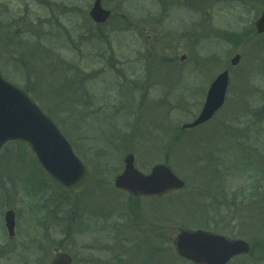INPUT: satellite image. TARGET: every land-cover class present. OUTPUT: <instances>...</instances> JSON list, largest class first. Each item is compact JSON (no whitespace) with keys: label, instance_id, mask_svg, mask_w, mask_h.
Instances as JSON below:
<instances>
[{"label":"rangeland","instance_id":"rangeland-1","mask_svg":"<svg viewBox=\"0 0 264 264\" xmlns=\"http://www.w3.org/2000/svg\"><path fill=\"white\" fill-rule=\"evenodd\" d=\"M200 1L102 0L113 16L96 25L94 0H0V72L55 120L96 176L72 194L27 144L7 143L0 151V264H49L55 247L74 264H103L108 256L112 263L193 264L173 246L182 229L245 239L251 254L231 264H264V36H249L264 0ZM40 44L43 57L54 52L61 68L72 66L61 70L64 80L76 76L72 98L48 92L49 72L30 56ZM225 69L224 107L202 127L183 130ZM39 72L47 83L35 89ZM201 138L195 166L187 145ZM129 152L144 173L169 165L185 188L138 198L117 190L113 180ZM9 209L18 220L14 238L4 223ZM103 246L108 253L98 251ZM153 247L163 249L158 258Z\"/></svg>","mask_w":264,"mask_h":264},{"label":"water","instance_id":"water-1","mask_svg":"<svg viewBox=\"0 0 264 264\" xmlns=\"http://www.w3.org/2000/svg\"><path fill=\"white\" fill-rule=\"evenodd\" d=\"M97 24L105 23L112 11L95 0L89 12ZM258 33H264V11L256 21ZM185 56H183V59ZM241 59L235 55L231 63ZM229 86V72H221L211 83L204 105L198 116L183 124V129L195 128L211 120L223 106ZM27 142L47 173L73 193L82 192L94 176L87 165L77 156L71 143L63 135L52 117L44 113L29 94L6 79L0 72V150L9 141ZM115 186L135 196L162 195L185 186L171 167L160 163L149 173L140 171L135 156L129 153L124 158V169L114 179ZM10 236L15 234L16 214H5ZM177 253L197 264H226L232 257L247 253L250 245L243 239H229L207 230L183 229L175 240ZM51 264H72V258L58 252Z\"/></svg>","mask_w":264,"mask_h":264},{"label":"trees","instance_id":"trees-1","mask_svg":"<svg viewBox=\"0 0 264 264\" xmlns=\"http://www.w3.org/2000/svg\"><path fill=\"white\" fill-rule=\"evenodd\" d=\"M41 48H42V45L41 44L39 46L35 47L34 50L32 52H30V56H31V58H32L33 61L36 62V60H38L37 63H39V64H38L37 68L38 67H42V66H44V67L46 66V68L44 70H48L49 77L52 79V83H53V84H50L49 83V85L47 84V90H48V92H51L52 95L55 96V97H57L58 99L61 98L60 95H64V94L66 95L65 97H69V99L72 98L73 96H75L78 93V90H79L78 82L76 81V76H69V79L68 78H65V80H64V78L62 76L63 74H61V70L62 71H65V70H68L70 68L72 69V66L71 65L70 66H67L65 69L61 68L60 66H62L63 64H62V62L59 63V60L61 58L59 56L57 57L58 54L52 52V53H49V54L47 53L48 55L43 57V55H41L38 52V50H40ZM42 62H44V63L47 62V63H45V65H44ZM32 67H30V69H25L26 70L25 72L27 73V75L28 74L30 75V71L33 69ZM44 67H42V68H44ZM39 74H40V72H39ZM57 78H59V84H56L55 85L53 81H54V79H57ZM46 79H47L46 74L36 75L35 78H34V84H35V86L33 88L36 89V86L38 84H41V83H44V82L47 83V80ZM62 83H63L64 86H62ZM26 89L29 90L30 92L33 91V90H31L29 88V86L27 84H26ZM198 140H200V139H198ZM183 141H185V140H183ZM191 141H189V143L187 141V143H188V145H187L188 146V150L191 151L190 152V159L192 161L191 163L193 165L197 166L198 165V162H199L198 161V158L197 157H193V156H195V154L197 152L200 153L201 148H203L202 147V144L205 141H203V139L201 141H199V142L198 141L191 142ZM192 144H194L196 147L194 148L192 146ZM111 169L112 168H109V170H111ZM152 250L155 251L154 253H157L156 254L157 255V258H158V256H161L162 255L163 249L161 247H159V248L158 247H154V248H152ZM151 256L154 258V255L153 254H151ZM160 258L161 257H159V259ZM158 264H163V262L161 260H159Z\"/></svg>","mask_w":264,"mask_h":264},{"label":"flooded vegetation","instance_id":"flooded-vegetation-1","mask_svg":"<svg viewBox=\"0 0 264 264\" xmlns=\"http://www.w3.org/2000/svg\"><path fill=\"white\" fill-rule=\"evenodd\" d=\"M202 3H211V4H214V3H216V4H221V3H223V1H217V0H202V1H200V2H198L197 4L198 5H200V4H202ZM187 24H190L189 22H187ZM253 30H256L255 29V27H253ZM252 33V32H251ZM249 34V36H264V33H255V31L252 33V34ZM255 33V34H254ZM224 36H235V34L233 33V32H229V31H227V32H225L224 33ZM176 52H177V50H175ZM176 57V56H175ZM173 60L175 61L176 59L175 58H173ZM180 61H183L182 60V58H180ZM17 217H16V232H15V235L13 236V237H11V238H14L15 236H16V234H17ZM22 243H24V241L22 242ZM21 243V244H22ZM104 247V246H103ZM252 245H251V249H250V252L247 254V255H249V254H251V252H252ZM58 247H55L54 249L56 250ZM60 248V247H59ZM58 248V249H59ZM96 249V248H95ZM99 252L100 251H104V252H106V253H108L107 252V250H106V247H104L103 248V250H98ZM108 256V255H107ZM243 256H245V255H239V256H236V257H233L227 264H231L234 260H237V259H241V260H245L244 258H242ZM84 260V258H81V262ZM98 264H100L99 262H98ZM103 264H124L123 263V261L120 259V258H117V257H114L113 258V263H112V261H111V259H109V256L105 259V262H103ZM243 264H245V262H243Z\"/></svg>","mask_w":264,"mask_h":264}]
</instances>
